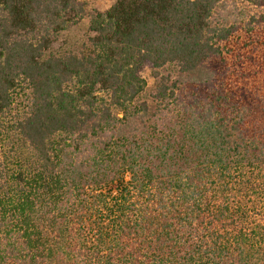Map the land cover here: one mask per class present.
<instances>
[{"label": "trees", "instance_id": "1", "mask_svg": "<svg viewBox=\"0 0 264 264\" xmlns=\"http://www.w3.org/2000/svg\"><path fill=\"white\" fill-rule=\"evenodd\" d=\"M87 14L0 0V264H264V0Z\"/></svg>", "mask_w": 264, "mask_h": 264}, {"label": "rangeland", "instance_id": "2", "mask_svg": "<svg viewBox=\"0 0 264 264\" xmlns=\"http://www.w3.org/2000/svg\"><path fill=\"white\" fill-rule=\"evenodd\" d=\"M87 2L88 14L77 25L70 29L60 33L57 41L52 46V51L55 53H64L70 50H77L85 43L92 33L89 31L90 14L93 11H104L108 9L116 0H84ZM237 5L241 8L244 7V3L237 2ZM255 11V10H254ZM142 75L147 79L149 88L143 93L144 97H148L151 86L154 83L153 78L150 75L149 70H144ZM1 157V149H0Z\"/></svg>", "mask_w": 264, "mask_h": 264}]
</instances>
